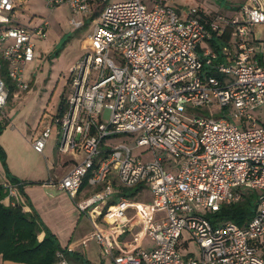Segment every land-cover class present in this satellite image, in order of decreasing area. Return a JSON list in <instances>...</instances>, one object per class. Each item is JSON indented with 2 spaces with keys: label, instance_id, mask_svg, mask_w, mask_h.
Here are the masks:
<instances>
[{
  "label": "built area",
  "instance_id": "1",
  "mask_svg": "<svg viewBox=\"0 0 264 264\" xmlns=\"http://www.w3.org/2000/svg\"><path fill=\"white\" fill-rule=\"evenodd\" d=\"M167 1L44 0L51 10L67 5L75 28L95 12L97 20L87 36L92 49L71 70L70 96L31 144L43 153L55 122L57 152L82 153L49 180L90 217L114 264H264V120L254 115L264 107V0H246L238 14L195 7L183 16ZM14 2L0 0V109L9 95L2 70L27 90L32 38L45 37L48 26L47 18L20 25ZM200 106L222 114L195 112ZM119 134L135 143L113 142ZM133 146L150 156L132 154ZM1 183L7 203H22V183ZM246 189L258 202L244 225L211 223L206 212ZM184 230L199 257L183 253ZM56 259L69 264L63 251Z\"/></svg>",
  "mask_w": 264,
  "mask_h": 264
},
{
  "label": "rangeland",
  "instance_id": "2",
  "mask_svg": "<svg viewBox=\"0 0 264 264\" xmlns=\"http://www.w3.org/2000/svg\"><path fill=\"white\" fill-rule=\"evenodd\" d=\"M15 9L12 13L14 20L22 26L32 28L37 26L42 19H48L45 37H33L35 49L33 61L25 68V77L28 81L27 90L16 87L14 80H10L3 73L10 89L6 103L0 109V122L4 124L0 131V145L5 151V163L0 161V180L6 172L21 177L24 180L43 179L52 177L61 178L72 165L67 160L68 155L59 154L56 149L57 126L52 122L53 129L47 141L43 153L37 152L31 144V140L39 133L44 124L51 120V114L58 113V107L65 98L71 94L70 76L83 54L91 50V43L87 34L91 25L97 18L85 20L81 28H75L69 21V8L67 5L59 4L49 11L44 0H14ZM116 1V0H110ZM151 5V0H144ZM246 0H168L166 3L174 11L183 16L191 8H198L206 12L214 11L238 14L239 5ZM68 9V13H67ZM92 11L89 13L91 15ZM88 18V16L86 17ZM264 38V35H262ZM233 49L235 46L233 45ZM261 56V55H260ZM1 59V58H0ZM191 108V107H190ZM205 115L218 117L222 111L211 113L204 106L194 109ZM258 119L264 120V107H258L254 111ZM248 126L251 125L247 122ZM259 124L257 121L256 125ZM240 127L242 124L239 123ZM115 141H125L131 145L135 143L129 140L125 134L115 135L111 138ZM105 140L101 147L107 146ZM145 147L133 146L132 154H140ZM150 156L149 151L141 153ZM80 160L82 153L73 156ZM68 161V162H66ZM173 169L177 170L174 162ZM166 163V166H172ZM7 176V175H6ZM139 230V227L135 228ZM183 240H188V248L182 249L183 253H192L195 257L200 256V248L197 241L191 238L188 230L183 231ZM149 240V239H148ZM147 240L144 241L145 246ZM111 260L109 254H102Z\"/></svg>",
  "mask_w": 264,
  "mask_h": 264
},
{
  "label": "trees",
  "instance_id": "3",
  "mask_svg": "<svg viewBox=\"0 0 264 264\" xmlns=\"http://www.w3.org/2000/svg\"><path fill=\"white\" fill-rule=\"evenodd\" d=\"M2 73H4V69ZM3 126L4 124L0 122V131ZM0 161L6 162L5 151L1 145ZM6 175L11 182L22 183L19 185V189L23 192L22 186L26 181L8 171ZM135 191L134 189L129 192L124 189L125 195H131ZM6 193L5 186L0 183V256L2 260L28 264H54L57 260V251H63L65 254V250L58 244L55 235L46 228L35 211L23 210L22 203L5 202ZM242 194L239 201L222 204L218 211L206 212L211 223L229 220L244 225L256 210L258 194L250 189H246ZM43 230L45 235L39 239L38 235Z\"/></svg>",
  "mask_w": 264,
  "mask_h": 264
},
{
  "label": "crops",
  "instance_id": "4",
  "mask_svg": "<svg viewBox=\"0 0 264 264\" xmlns=\"http://www.w3.org/2000/svg\"><path fill=\"white\" fill-rule=\"evenodd\" d=\"M153 1L151 0V4ZM49 11L52 10L49 9ZM96 15L95 12L87 18L88 23ZM15 21L18 22L17 20ZM67 160H71L72 165L69 167L71 168L76 158L67 156ZM2 176L4 177L0 180V183L7 178L4 174ZM19 178L26 181L22 186L23 192L20 196L23 203V210H33L37 213L46 228L55 235L61 248L65 250L64 255L69 264H114L112 258L109 260L107 257H102L101 248L93 236L94 229L92 228L90 217L78 210L75 201L71 200L65 190L58 188L50 180H24L21 177ZM53 178L56 179L55 177ZM89 192L90 189L87 194ZM80 197H83L82 193H79L77 196V198ZM144 198H149V192L147 190L144 193ZM4 201L7 202L6 199ZM44 235L45 231L43 230L39 233L38 238L42 239ZM148 239V237L142 239V245L144 247L151 245V241ZM145 240L148 241L146 246L144 244ZM185 248H188V240H184L182 243V249ZM185 254L191 255L192 253ZM5 262L9 264H28L10 260L3 261L0 256V264Z\"/></svg>",
  "mask_w": 264,
  "mask_h": 264
}]
</instances>
